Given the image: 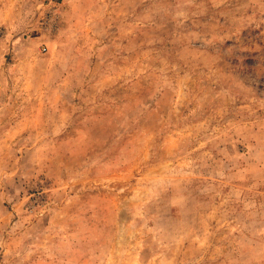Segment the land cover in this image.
Here are the masks:
<instances>
[{"label": "rangeland", "instance_id": "374dc122", "mask_svg": "<svg viewBox=\"0 0 264 264\" xmlns=\"http://www.w3.org/2000/svg\"><path fill=\"white\" fill-rule=\"evenodd\" d=\"M0 264H264V0H0Z\"/></svg>", "mask_w": 264, "mask_h": 264}]
</instances>
